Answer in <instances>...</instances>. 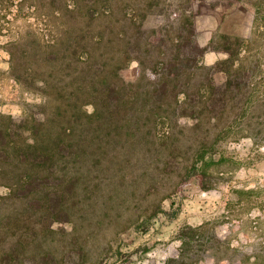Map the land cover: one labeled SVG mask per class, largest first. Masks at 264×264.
I'll list each match as a JSON object with an SVG mask.
<instances>
[{
  "label": "trees",
  "instance_id": "1",
  "mask_svg": "<svg viewBox=\"0 0 264 264\" xmlns=\"http://www.w3.org/2000/svg\"><path fill=\"white\" fill-rule=\"evenodd\" d=\"M111 1L49 0L48 12L66 17L68 26L58 40L33 41L25 80L19 57L10 52L15 79L41 101L21 117L0 112V264H73L68 253L59 258L57 247L44 245L58 232L55 226L72 222L82 176L96 165L131 161L148 144L167 145V157H174L167 139L179 118H195L200 128L207 117L222 132L245 124L246 136L264 131L254 128L250 116L264 101V89L259 95L255 83L259 66L249 54L241 56L251 37L219 34L222 47L216 50L224 57L205 65L206 47L196 39L191 16H180L177 34H145L141 19L134 18L129 25L118 20V34H91L103 8L112 17L121 14ZM132 61L140 74L126 82L119 72ZM217 73L225 75L223 82L214 80ZM259 121L264 128V117ZM218 139L197 141L192 168L205 189L211 183L206 169L225 159L212 157ZM149 155L143 160L155 154Z\"/></svg>",
  "mask_w": 264,
  "mask_h": 264
},
{
  "label": "rangeland",
  "instance_id": "2",
  "mask_svg": "<svg viewBox=\"0 0 264 264\" xmlns=\"http://www.w3.org/2000/svg\"><path fill=\"white\" fill-rule=\"evenodd\" d=\"M112 4L120 6L121 14L112 17L103 8L91 34H118V20L129 25L131 18L141 19L145 34H177L180 16H191L196 39L206 47L205 65L224 57L216 50L222 47L219 34L251 37L241 56L249 54L257 62L255 83L262 94L264 0H112ZM48 5L49 0H0L3 114L21 117L28 105L41 101L37 92L15 79L10 52L19 57L18 70L25 80L31 66L26 52L33 41L46 45L63 37L69 20L49 13ZM119 73L126 82L137 81L138 63L132 61ZM224 79L223 73L214 75L217 83ZM263 104L259 100L250 114L254 128L262 130ZM202 122L204 126L196 128L195 118L177 120L167 139L173 143L174 157H167V145L148 144L138 148L131 161L92 167L89 177L82 176L72 222L55 226L58 232L48 236L44 246L57 247L59 258L68 253L73 264H166L168 259H173L170 264H264V131L258 134L255 129L246 136L245 124L222 132L207 117ZM158 136L159 140L164 135ZM200 139L209 144L218 139L212 157L214 162L219 155L225 158L206 169L211 182L207 189L192 168ZM212 152L206 153V161ZM143 154L155 155L143 160ZM86 169L83 166L82 171ZM4 192L0 187V194Z\"/></svg>",
  "mask_w": 264,
  "mask_h": 264
}]
</instances>
